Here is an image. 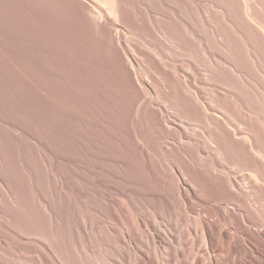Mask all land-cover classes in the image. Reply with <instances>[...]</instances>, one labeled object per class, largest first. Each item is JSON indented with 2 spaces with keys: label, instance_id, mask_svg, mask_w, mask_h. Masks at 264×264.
I'll use <instances>...</instances> for the list:
<instances>
[{
  "label": "rangeland",
  "instance_id": "374dc122",
  "mask_svg": "<svg viewBox=\"0 0 264 264\" xmlns=\"http://www.w3.org/2000/svg\"><path fill=\"white\" fill-rule=\"evenodd\" d=\"M263 137L264 0H0V264H264Z\"/></svg>",
  "mask_w": 264,
  "mask_h": 264
},
{
  "label": "bare ground",
  "instance_id": "6f19581e",
  "mask_svg": "<svg viewBox=\"0 0 264 264\" xmlns=\"http://www.w3.org/2000/svg\"><path fill=\"white\" fill-rule=\"evenodd\" d=\"M114 1H116V0H114ZM263 139H264V137H263ZM239 246H240V245H239ZM231 248L234 249V250L236 251V249H238V245H237V244H236V245H233Z\"/></svg>",
  "mask_w": 264,
  "mask_h": 264
}]
</instances>
